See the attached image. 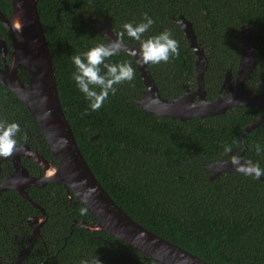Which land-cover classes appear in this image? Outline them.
I'll list each match as a JSON object with an SVG mask.
<instances>
[{
  "label": "trees",
  "instance_id": "16d2710c",
  "mask_svg": "<svg viewBox=\"0 0 264 264\" xmlns=\"http://www.w3.org/2000/svg\"><path fill=\"white\" fill-rule=\"evenodd\" d=\"M0 11L10 17V0H0ZM37 12L63 113L87 165L111 199L143 228L210 264H264L263 181L238 172L210 180L207 170L212 163L229 160L233 153L241 154L243 148L245 159L264 167V152L258 155L253 147L256 142L264 143V122L241 141L244 128L261 116V107H233L221 115L185 122L146 113L136 104L144 86L134 59L116 52L106 62L130 63L133 78L114 85L115 94H110L100 109L85 114L88 102L71 78L75 71L71 57L106 42L87 17L106 21L124 45L139 47L140 41L121 35L122 25L140 22L142 13L148 12L155 23L142 38L167 29L179 46V55L167 63L147 64L162 98L170 101L184 88L194 91L197 87L196 56L175 22L180 16L191 23L207 59L203 79L208 101L224 96L221 85L228 72L234 81L241 28L251 29L257 64L244 81L243 91L256 94L264 80V0H37ZM0 39L6 41L10 52L11 37L1 22ZM101 70L106 71L103 66ZM19 76L26 85L28 75L22 66ZM0 120L18 122V142L52 160L33 117L3 84ZM225 144L232 145V153H223ZM0 162L2 178L12 167L9 157H0ZM22 165L31 175L42 176L41 167L32 159ZM27 192L49 214L33 250H42L41 240L48 237L59 240L57 256L62 264H68L71 256H75L71 262L77 263L91 255L100 264H161L104 231L92 233L75 225L70 229L62 185L47 184ZM49 192L55 193L54 204L47 201ZM71 207L78 222L93 221L87 210L81 213L84 207L78 201ZM37 213L38 209L12 190L0 196V264L13 261L18 243L31 234L27 219ZM10 238L16 240H7Z\"/></svg>",
  "mask_w": 264,
  "mask_h": 264
},
{
  "label": "water",
  "instance_id": "95a60500",
  "mask_svg": "<svg viewBox=\"0 0 264 264\" xmlns=\"http://www.w3.org/2000/svg\"><path fill=\"white\" fill-rule=\"evenodd\" d=\"M10 5L11 15L9 18L0 11V22L11 37L9 61H4L0 67V84L15 93L27 108L53 159V161H48L25 145L22 151L14 152L11 155L13 171L0 182V193L12 190L41 211L40 216L33 217L28 221L31 228L29 247L18 253L16 264L26 257L46 219L43 209L29 198L27 188H40L47 183L63 185L68 196L73 194L81 206L92 216V222L81 221L77 224L82 229L92 233L104 231L128 247L161 264H210L136 223L99 184L81 154L68 120L63 113L57 93L52 58L37 12V0H10ZM87 21L102 33L105 41L120 39L106 21L92 17H87ZM175 22L183 31L188 43L187 47L196 56L194 74L197 87L194 91L184 88V92L179 97L170 101L162 98L147 64L140 61L139 47L123 44L117 52L133 57L144 86L141 98L136 101V104L146 113L178 119L180 122L194 117L206 118L221 115L233 107H261L263 109L261 116L244 128V133L241 136L243 142L245 134L264 122V80L258 84L260 88L258 93L245 94L243 91L244 81L257 64L251 29L241 28L240 58L234 81L228 72L221 85V89L225 91L224 96L214 101H208L205 98L203 79L207 59L203 49L197 43L189 21L180 16ZM8 50L6 41L0 39V56L2 58L7 56ZM20 66L24 67L28 75L26 85L23 84L19 76ZM45 113H50V115L45 118ZM244 150L245 148L241 151L243 157ZM22 156L32 158L42 168L41 178L29 174L21 164ZM229 160L218 161L207 166V170L211 174L210 180L223 173L237 172ZM259 179L263 181L264 185V178L260 177ZM75 224L76 222H73V225Z\"/></svg>",
  "mask_w": 264,
  "mask_h": 264
},
{
  "label": "clouds",
  "instance_id": "9594fccd",
  "mask_svg": "<svg viewBox=\"0 0 264 264\" xmlns=\"http://www.w3.org/2000/svg\"><path fill=\"white\" fill-rule=\"evenodd\" d=\"M155 23L154 18L148 12L142 13L140 22H125L122 25L123 32L128 37L140 41L139 58L145 64L153 65L161 62L167 63L170 57L179 55V46L176 39L165 29L156 35L142 38L150 27ZM123 46L122 39L98 43L89 47L83 53L74 55L71 60L75 66V71L71 73V78L75 82L78 90L84 94L88 102V108L96 111L108 99L110 94H115L117 89L114 85L124 81H130L134 75V69L128 62H106L107 58L116 54ZM101 66L106 69L102 72ZM97 88L99 90H97ZM50 113H45V118ZM21 132L20 124L16 121L0 120V157H9L14 152L22 151L23 146L18 142L17 136ZM255 152L259 155L264 152V143L256 142L253 145ZM224 154L232 153V145L225 144ZM229 162L235 171L254 179L264 177V167L259 162L245 159L240 153L231 154ZM86 209L81 208V213ZM80 264H100L95 255L82 259Z\"/></svg>",
  "mask_w": 264,
  "mask_h": 264
},
{
  "label": "flooded vegetation",
  "instance_id": "af4514ba",
  "mask_svg": "<svg viewBox=\"0 0 264 264\" xmlns=\"http://www.w3.org/2000/svg\"><path fill=\"white\" fill-rule=\"evenodd\" d=\"M107 42V41H106ZM10 52H9V50H8V54H9ZM8 54H7V56H8ZM7 56H5L4 58H2L1 56H0V67L4 64V61L5 62H7V60H6V58H7ZM28 146V148H30L31 150H33L30 146H29V144H22V146ZM33 151H35V150H33ZM37 152V151H36ZM52 157V156H51ZM10 158H11V156H9V160H10ZM30 159H32V158H27L26 156H22L21 157V164H22V162H26V161H28V160H30ZM46 160H48V159H46ZM48 161H53V159L52 160H48ZM11 162V161H10ZM1 163V162H0ZM27 166H30L29 164H27ZM11 167H12V163H11ZM26 168V167H25ZM27 169V168H26ZM41 170H42V168H41ZM0 171H1V165H0ZM11 171H13V168H12V170ZM10 171V172H11ZM9 172V173H10ZM29 172V171H28ZM9 173L8 174H6V175H4L2 178H0V182L7 176V175H9ZM29 174H30V172H29ZM42 175H43V171H42ZM42 177V176H41ZM41 177H37V178H41ZM47 184H53V183H47ZM46 184V185H47ZM46 185H44L43 187H45ZM54 185H61V184H54ZM63 186V185H62ZM43 187H40V188H43ZM64 187V186H63ZM31 188H35V187H30V188H27V191L29 190V189H31ZM36 189H39V188H36ZM7 191H9V190H7ZM7 191H3V192H1L0 193V196L3 194V193H5V192H7ZM64 191H65V193H66V196H67V199H68V208H69V211L67 212L68 213V217L69 218H71V221H72V225L70 226V229H72V226H74L73 225V222H76V224H75V226H78L77 224H79L81 221H85V220H81V221H77L76 220V218L75 217H72V214H73V208L71 207V206H74L75 205V202L77 201L76 200V198H75V196L73 195V194H71L70 195V197L68 196V193L66 192V189H65V187H64ZM27 194H28V192H27ZM54 194L55 193H53V192H49V194L47 195L48 196V199H47V201H49L51 204H54V202H55V199L54 198H52L53 196H54ZM29 196V195H28ZM22 198V197H21ZM29 198L31 199V197L29 196ZM73 198L75 199V201H73ZM22 199H24V198H22ZM25 200V199H24ZM32 200V199H31ZM27 201V200H26ZM33 201V200H32ZM40 201L42 202V204L44 203V200L41 198L40 199ZM34 202V201H33ZM34 203H36V202H34ZM36 204H38V203H36ZM39 205V204H38ZM40 206V205H39ZM42 209H43V211H44V213H45V215H46V219H45V221H44V223H43V225L45 224V222L48 220V217H49V214L46 212V208L42 205V206H40ZM37 209V208H36ZM41 215V211L38 209V213L36 214V215H33V216H31V217H29L28 219H27V223H28V221H29V219H31V218H33V217H37V216H40ZM42 225V226H43ZM28 226H29V224H28ZM41 226V227H42ZM30 227V226H29ZM40 227V228H41ZM31 229V228H30ZM40 236V235H39ZM39 236L37 237V239L39 238ZM30 237V236H29ZM37 239H35L34 240V242L32 243V246H31V248H30V250H29V252H28V254L26 255V257L25 258H23L22 260H21V262L19 263V264H62V263H60L59 262V259H58V256H57V253H58V251H59V249H58V244H59V240L58 239H56V238H52L51 240H49V238L47 237V238H44V239H42L41 240V248H42V250H39L38 248H36V249H34L33 250V248H34V243H35V241L37 240ZM7 240H10V241H15L16 239L15 238H10V239H7ZM7 240H5V241H7ZM29 247V238H27L26 240H24V241H22V242H19L18 243V247H17V253H16V255H15V258L13 259V261H11L10 263H7V262H5L4 264H16V260H17V256H18V253L20 252V251H23L24 249H26V248H28ZM37 250H38V253H36L35 254V252L34 251H36L37 252ZM33 252V253H32ZM52 252H54V253H52ZM77 257H80V255H78ZM31 258V259H30ZM75 258V256H71L70 257V261H68L67 263L68 264H80V262H77V263H75V262H71V259H74ZM99 260V259H98Z\"/></svg>",
  "mask_w": 264,
  "mask_h": 264
}]
</instances>
